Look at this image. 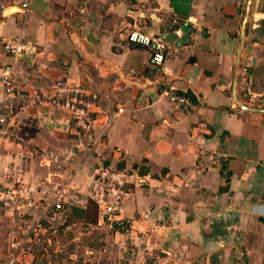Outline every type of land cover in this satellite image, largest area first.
<instances>
[{
  "label": "crops",
  "instance_id": "obj_1",
  "mask_svg": "<svg viewBox=\"0 0 264 264\" xmlns=\"http://www.w3.org/2000/svg\"><path fill=\"white\" fill-rule=\"evenodd\" d=\"M237 100L264 109V0H0V264H264V112ZM71 209L109 234L66 239Z\"/></svg>",
  "mask_w": 264,
  "mask_h": 264
},
{
  "label": "built area",
  "instance_id": "obj_2",
  "mask_svg": "<svg viewBox=\"0 0 264 264\" xmlns=\"http://www.w3.org/2000/svg\"><path fill=\"white\" fill-rule=\"evenodd\" d=\"M24 9L28 8V3L22 5ZM180 34L181 32L178 31ZM127 40L130 44L144 48L150 51L153 61L162 66L164 62L173 57V53H170L166 43V37L162 35L154 36L148 35L140 30L133 29L127 35ZM3 50L5 53L12 55L14 57H20L25 54H32L36 52L35 47L27 46L23 40L19 37L6 39L4 41ZM3 83L8 87V91H11V86L7 79L3 80ZM162 95L170 99L178 109L182 111H190L195 107L192 99L187 95H181L176 92V90L170 86H163L160 89ZM105 176V173H103ZM54 208L56 210H62L63 205L60 199L54 202ZM125 208L121 204L112 203L107 204L102 208V217L104 222L109 228H114L115 226L125 228L132 226L134 224V219L126 218L123 216Z\"/></svg>",
  "mask_w": 264,
  "mask_h": 264
},
{
  "label": "rangeland",
  "instance_id": "obj_3",
  "mask_svg": "<svg viewBox=\"0 0 264 264\" xmlns=\"http://www.w3.org/2000/svg\"><path fill=\"white\" fill-rule=\"evenodd\" d=\"M93 209V208H92ZM90 217H87V215L82 214L80 212L75 211L74 209H71L70 214L68 216V222H70L72 224V226L67 229L66 231H61L63 233V235H65V238L70 240L72 238H76V235L79 237H82V239H87V238H93L95 235L97 236H103L105 234H109L108 230H106L105 228H97V227H93L92 225H90L88 222H90L93 218H94V210H90ZM84 235V236H82ZM52 237V236H51ZM84 243V242H82ZM80 242H74L72 243L71 247L68 248V246L65 248V253L64 252H59L60 257L58 258L59 261H61L62 259H66L65 257H67V255L70 254H77V257L82 255L83 252L86 250L83 246V244ZM87 243V241L85 242ZM84 243V245H85ZM80 246H79V245ZM79 259V258H76ZM91 261H88L87 264H91ZM104 264H107V262L104 260Z\"/></svg>",
  "mask_w": 264,
  "mask_h": 264
},
{
  "label": "water",
  "instance_id": "obj_4",
  "mask_svg": "<svg viewBox=\"0 0 264 264\" xmlns=\"http://www.w3.org/2000/svg\"><path fill=\"white\" fill-rule=\"evenodd\" d=\"M237 101H238V100H237ZM238 103H239V105H240L243 109H245V110H249V111H257V112H264V109L248 107V106H246V105H243V104L240 103L239 101H238Z\"/></svg>",
  "mask_w": 264,
  "mask_h": 264
},
{
  "label": "trees",
  "instance_id": "obj_5",
  "mask_svg": "<svg viewBox=\"0 0 264 264\" xmlns=\"http://www.w3.org/2000/svg\"><path fill=\"white\" fill-rule=\"evenodd\" d=\"M86 215H88V214H86Z\"/></svg>",
  "mask_w": 264,
  "mask_h": 264
}]
</instances>
